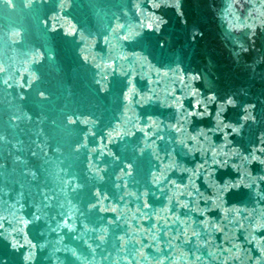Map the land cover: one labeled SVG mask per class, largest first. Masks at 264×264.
<instances>
[{
  "label": "water",
  "instance_id": "water-1",
  "mask_svg": "<svg viewBox=\"0 0 264 264\" xmlns=\"http://www.w3.org/2000/svg\"><path fill=\"white\" fill-rule=\"evenodd\" d=\"M0 264H264V0H0Z\"/></svg>",
  "mask_w": 264,
  "mask_h": 264
}]
</instances>
